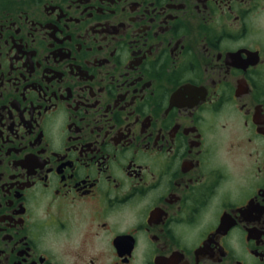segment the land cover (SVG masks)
Wrapping results in <instances>:
<instances>
[{
  "label": "flooded vegetation",
  "instance_id": "flooded-vegetation-1",
  "mask_svg": "<svg viewBox=\"0 0 264 264\" xmlns=\"http://www.w3.org/2000/svg\"><path fill=\"white\" fill-rule=\"evenodd\" d=\"M0 264H264V0H0Z\"/></svg>",
  "mask_w": 264,
  "mask_h": 264
}]
</instances>
